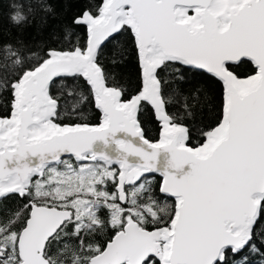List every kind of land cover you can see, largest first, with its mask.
Masks as SVG:
<instances>
[{
	"label": "snow or ice",
	"instance_id": "snow-or-ice-1",
	"mask_svg": "<svg viewBox=\"0 0 264 264\" xmlns=\"http://www.w3.org/2000/svg\"><path fill=\"white\" fill-rule=\"evenodd\" d=\"M54 11L48 0H14L9 19L21 26ZM78 25L83 44L48 46L22 70L7 60L21 63L23 42L0 46V96L11 94L0 115V201H27L0 222V264H264V0H102L67 30ZM129 31L142 86L125 99L101 57ZM245 63L249 74L233 71ZM169 71L223 84L222 115L197 146L168 111L174 95L189 109L182 92L165 94ZM80 78L98 125L59 122L67 104L78 115L87 102L66 83ZM145 106L161 122L158 142L145 138ZM151 173L174 203L159 198Z\"/></svg>",
	"mask_w": 264,
	"mask_h": 264
},
{
	"label": "trees",
	"instance_id": "trees-1",
	"mask_svg": "<svg viewBox=\"0 0 264 264\" xmlns=\"http://www.w3.org/2000/svg\"><path fill=\"white\" fill-rule=\"evenodd\" d=\"M14 0H0V46L8 43L21 41L26 46L19 50L21 63H12L16 58L7 60L11 70H22V66L29 63V57L34 60L37 56H42L48 46L68 48L74 43L83 44L86 38V27L75 26L67 30L74 17L82 13L86 8L94 7L102 0H48L54 7V13L45 15L43 12H36L30 16L27 23L21 26L14 25L10 19V5ZM69 31L71 34H69ZM123 52L121 57L119 54ZM35 54L33 56L32 54ZM6 53L0 52V61L5 60ZM102 63L108 69L117 86L125 89V99L135 95L142 86L139 72V64L131 32H122L115 40L107 44L104 48ZM118 61L113 63V61ZM240 76H245L251 71L248 63L238 65L233 68ZM162 76L169 81L164 86L165 94L175 91L182 92L188 97L189 109H184V100L178 96L172 97V102L168 104V111L173 115H178L181 122L189 127L190 144L197 146L203 142L202 132L214 127L222 115L223 104V84L218 79L207 73L193 75L187 74L185 79L177 81L172 78L169 72L162 73ZM59 83V82H58ZM69 87L73 85L83 90V95L87 96V102L78 107V115L71 113V103L66 105V113L62 114L59 122L88 123L98 125L102 122V113L96 108L95 101L90 94L89 86L83 78L66 81ZM199 88L198 99L192 97L193 89ZM11 101L10 92H4L0 96V115H7L9 103ZM141 126L145 137L151 142H158L161 135V122L157 120L153 110L145 106L139 114ZM154 191L158 193L162 178L158 175L146 176ZM139 183V182H138ZM109 191L115 189L111 186ZM159 198L169 204L174 203L170 197L159 195ZM27 201L18 196H10L0 201V222H6L14 218V213L19 211ZM127 206V205H124ZM102 218L107 219L108 211L105 209L101 213ZM112 234L111 230H106L96 236L97 242L107 240ZM257 258H253L255 261Z\"/></svg>",
	"mask_w": 264,
	"mask_h": 264
},
{
	"label": "water",
	"instance_id": "water-1",
	"mask_svg": "<svg viewBox=\"0 0 264 264\" xmlns=\"http://www.w3.org/2000/svg\"><path fill=\"white\" fill-rule=\"evenodd\" d=\"M92 126H95V125H92ZM146 138V137H145ZM147 139V138H146ZM151 142V141H150ZM150 175H158L162 178V176L159 174V173H151V174H146V176H150ZM139 182V181H138ZM137 182V183H138Z\"/></svg>",
	"mask_w": 264,
	"mask_h": 264
}]
</instances>
